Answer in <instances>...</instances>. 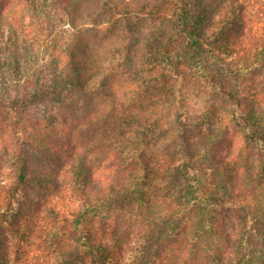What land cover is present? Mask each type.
<instances>
[{
	"label": "trees",
	"instance_id": "trees-1",
	"mask_svg": "<svg viewBox=\"0 0 264 264\" xmlns=\"http://www.w3.org/2000/svg\"><path fill=\"white\" fill-rule=\"evenodd\" d=\"M84 2L0 0V264H264V0Z\"/></svg>",
	"mask_w": 264,
	"mask_h": 264
},
{
	"label": "rangeland",
	"instance_id": "rangeland-1",
	"mask_svg": "<svg viewBox=\"0 0 264 264\" xmlns=\"http://www.w3.org/2000/svg\"><path fill=\"white\" fill-rule=\"evenodd\" d=\"M93 3H94V0H85V2L82 3L83 12L84 13L87 12L86 8H90L89 10L91 11L93 9L92 7H95L97 9V7L93 5ZM85 19H88V17H86ZM56 30L59 31V29H56ZM47 31H42V34L45 37V40L47 38L46 37ZM3 33H4V37L8 35L7 26L3 27ZM45 40H39L36 44H34V47L37 49L38 58L41 59L39 63H42V64L44 63V67H45V64H47L49 60L48 55L43 49V48H46L45 43L43 42ZM46 104H47V101H42V102H37V103L35 102L31 105L21 107V108H16V109H12L8 107V105L6 104L0 105V156L1 154H3V150H2L3 145L13 146L14 148L20 147L22 149L23 148L26 149L28 148L29 144H31L32 139L37 134L43 133L42 136H44L50 142L55 140L56 135H59V132L57 130H53L51 132L46 133L43 130V126L38 128L35 126V124H33V120L35 119H39L41 122L44 121V116L47 110ZM189 105H192V104L189 102ZM56 122L57 121H55V123ZM60 122L62 121L58 120V122L56 123V127L59 125H62L60 124ZM234 141L239 142V137H237V135H234ZM48 151L52 155L55 153L54 148H51V150L49 148ZM2 159L3 158L0 159V165L1 166L3 165V167L7 166L4 163V161L2 162ZM48 159H50V157H48L45 161L47 162ZM41 164H44V163L41 162Z\"/></svg>",
	"mask_w": 264,
	"mask_h": 264
}]
</instances>
